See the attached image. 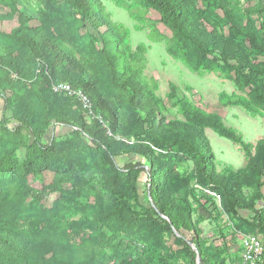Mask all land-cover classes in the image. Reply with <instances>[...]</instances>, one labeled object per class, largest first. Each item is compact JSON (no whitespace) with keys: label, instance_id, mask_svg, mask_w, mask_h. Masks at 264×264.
<instances>
[{"label":"trees","instance_id":"1","mask_svg":"<svg viewBox=\"0 0 264 264\" xmlns=\"http://www.w3.org/2000/svg\"><path fill=\"white\" fill-rule=\"evenodd\" d=\"M132 2L161 16L169 54L190 71L235 84L240 93H220L223 107L264 118V0ZM5 23L15 25L0 30V264H226V248L194 220L203 201L263 240L264 137L247 142L174 83L168 96L183 118L166 115L139 65L143 49H132L103 0H0ZM58 81L83 89L107 127L76 97L55 93ZM57 126L71 132L47 139ZM207 128L238 145L247 164L218 171ZM129 155L137 160L122 166ZM45 172L50 183L29 181ZM166 231L181 236L177 249Z\"/></svg>","mask_w":264,"mask_h":264},{"label":"rangeland","instance_id":"2","mask_svg":"<svg viewBox=\"0 0 264 264\" xmlns=\"http://www.w3.org/2000/svg\"><path fill=\"white\" fill-rule=\"evenodd\" d=\"M34 6L42 3V0H28ZM133 0H103L110 19L129 30V39L132 49L135 51L142 48L139 65L143 66V74L153 84L155 83L156 95L163 100L165 114L169 117L182 119L176 105V99L168 96L170 84L177 85L178 96L188 97L197 106L220 114L224 117L227 125L240 130L247 142L256 144L257 140L264 137V118L252 117L240 106L223 107L219 102V95L222 91L229 94L240 93L235 84L216 72L198 74L189 68L179 59L174 58L168 52L171 33L161 22V16L152 10L141 6H135ZM244 3V0H241ZM133 5V6H132ZM128 6H132L131 9ZM15 24H0V30L10 32ZM4 102L0 100V116L3 114ZM71 132L67 126H57L49 132L47 139L53 135L57 137L66 136ZM206 135L211 141L213 150L217 157V169L221 171L225 166H232L235 169L243 168L247 160L243 151L231 140L221 137L210 128L206 129ZM136 156H122L118 162L123 166L128 161H136ZM194 167L189 161L186 165L188 175ZM54 174L45 172L38 177H30L29 181L36 187H42L43 183H50ZM142 196L147 195L146 176L140 183ZM51 200L54 196L50 197ZM145 199V198H144ZM219 203V199L216 198ZM145 202L149 204V199ZM211 203L203 201L194 215V220L200 222L203 229V237L216 247L226 248L228 251L227 262L238 258L243 250L242 241L244 233L233 229V223L228 215L223 214L218 220ZM181 236H175L171 232H165V240L169 246L177 249L180 245ZM264 241V237H263Z\"/></svg>","mask_w":264,"mask_h":264},{"label":"built area","instance_id":"3","mask_svg":"<svg viewBox=\"0 0 264 264\" xmlns=\"http://www.w3.org/2000/svg\"><path fill=\"white\" fill-rule=\"evenodd\" d=\"M52 90L55 93H64L68 96L76 97L86 110L88 119H98L99 122L107 127V123L100 116L94 113L93 103L83 89H75L70 83L58 81L53 83ZM110 133V130H108ZM243 250L238 258L228 262V264H264V241L257 234H245L242 241Z\"/></svg>","mask_w":264,"mask_h":264},{"label":"crops","instance_id":"4","mask_svg":"<svg viewBox=\"0 0 264 264\" xmlns=\"http://www.w3.org/2000/svg\"><path fill=\"white\" fill-rule=\"evenodd\" d=\"M223 118H224V117H223ZM224 119H225V118H224ZM260 139H261V138H260ZM258 140H259V139H258ZM258 140H257V141H258Z\"/></svg>","mask_w":264,"mask_h":264},{"label":"water","instance_id":"5","mask_svg":"<svg viewBox=\"0 0 264 264\" xmlns=\"http://www.w3.org/2000/svg\"><path fill=\"white\" fill-rule=\"evenodd\" d=\"M199 260H200V257H199Z\"/></svg>","mask_w":264,"mask_h":264}]
</instances>
